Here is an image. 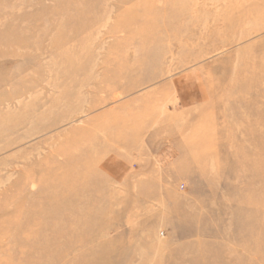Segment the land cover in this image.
Wrapping results in <instances>:
<instances>
[{
    "label": "rangeland",
    "instance_id": "rangeland-1",
    "mask_svg": "<svg viewBox=\"0 0 264 264\" xmlns=\"http://www.w3.org/2000/svg\"><path fill=\"white\" fill-rule=\"evenodd\" d=\"M0 264H264V0H0Z\"/></svg>",
    "mask_w": 264,
    "mask_h": 264
}]
</instances>
